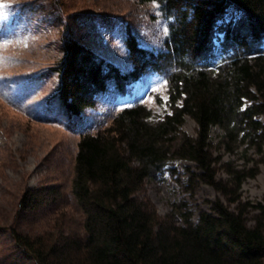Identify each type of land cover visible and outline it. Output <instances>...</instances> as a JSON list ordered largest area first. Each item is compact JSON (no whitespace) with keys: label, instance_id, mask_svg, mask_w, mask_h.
Here are the masks:
<instances>
[{"label":"trees","instance_id":"obj_1","mask_svg":"<svg viewBox=\"0 0 264 264\" xmlns=\"http://www.w3.org/2000/svg\"><path fill=\"white\" fill-rule=\"evenodd\" d=\"M143 1L156 5L166 35L149 49L127 30L130 71L70 37L54 69L56 103L71 121L110 88L125 97L108 127L82 134L77 144L71 194L83 216L82 234L12 236L36 264H264V198L252 206L248 224L247 203L237 194L255 173L228 170L229 180L216 179L219 158L210 138L217 127L228 150L236 142L259 152L264 146V0ZM145 76L167 87L170 112L162 117L153 118L126 90ZM186 117L196 125L194 137L181 131ZM179 159L194 164L185 171L191 194L210 185L228 206L211 202L196 220L184 205L160 217L139 195ZM57 197L55 186L26 190L20 206L30 210Z\"/></svg>","mask_w":264,"mask_h":264},{"label":"rangeland","instance_id":"obj_2","mask_svg":"<svg viewBox=\"0 0 264 264\" xmlns=\"http://www.w3.org/2000/svg\"><path fill=\"white\" fill-rule=\"evenodd\" d=\"M127 30L149 49L159 48L166 35L156 5L143 0H0V264H36L16 243L14 231L44 240L82 234L83 216L71 194L77 144L82 134L108 127L125 97L110 88L95 108L71 121L56 103L59 76L54 69L64 55L63 39L70 37L121 71H130ZM126 90L151 110L153 118L170 112L163 82L145 76ZM181 131L194 137V121L186 117ZM210 138L213 156L219 158L216 179L229 180L228 170L255 173L237 190L252 224V206L264 198V146L259 152L255 145L236 142L228 150L217 127ZM186 168L194 170V164L176 160L146 181L139 196L160 217L184 205L196 220L198 210H208L211 202L228 206L227 198L210 185L200 184L191 194ZM47 186L57 188L55 201L21 208L26 190Z\"/></svg>","mask_w":264,"mask_h":264}]
</instances>
